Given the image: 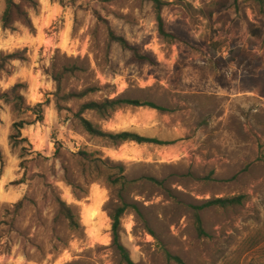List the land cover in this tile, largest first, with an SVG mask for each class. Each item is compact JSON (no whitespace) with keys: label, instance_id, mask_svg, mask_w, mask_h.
<instances>
[{"label":"rangeland","instance_id":"1","mask_svg":"<svg viewBox=\"0 0 264 264\" xmlns=\"http://www.w3.org/2000/svg\"><path fill=\"white\" fill-rule=\"evenodd\" d=\"M37 1L28 9L34 31L0 25V57H25L0 73V94L26 86L23 112L0 100V264H125L109 217L118 197L105 179L87 185L73 156L81 151L111 159L133 181L123 193L135 208L122 219L121 242L135 264H264L262 8L243 0H162L175 37L169 40L159 33L152 1ZM4 9L0 0V15ZM109 30L150 60H135ZM59 73H66L60 96L100 90L61 101L59 111L53 79ZM117 97L167 110L85 117L104 131L174 143L111 147L85 132L74 117L79 107ZM40 103H47L44 120L11 139L15 123L38 117L26 108ZM240 195L242 205L204 209L208 237L199 236L193 206ZM56 198L79 214V232L59 214Z\"/></svg>","mask_w":264,"mask_h":264},{"label":"trees","instance_id":"2","mask_svg":"<svg viewBox=\"0 0 264 264\" xmlns=\"http://www.w3.org/2000/svg\"><path fill=\"white\" fill-rule=\"evenodd\" d=\"M152 1L157 10H158V28L159 33L164 39L173 40L175 37L173 34L167 31L164 19L162 17V0H146ZM245 2H253L259 5L264 11V0H243ZM5 9L0 15V25L4 31H15L17 25H22L28 28L31 31H34L33 22L30 18L28 9L37 8V0H4ZM238 0H236V3ZM109 38L112 42L117 43L124 51H128L132 54L133 58L138 62L149 61V57L142 55L139 50L131 45L125 38L118 36L114 31L109 30ZM14 60H25L24 55L21 52H16L12 54H7L0 57V73L5 72L7 66L11 61ZM66 74V73H65ZM64 73H59L53 77L56 86H57V108L59 111L64 110L61 106V101H81L88 97L89 95L98 92L100 89L96 87H90L81 92L68 93L60 96L62 92V82L64 80ZM26 86L23 84H18L14 86L11 90V94H0V100L5 99L7 103H14L15 109L23 112L24 109V97L22 95L23 90ZM47 103L37 104L33 110L30 107H27L26 110L33 111L38 115L37 119L33 122L28 123L26 121H21L15 123L13 129L15 135L11 139H17L21 137V131L27 125H34L38 122L44 120V106ZM125 108H149L157 111H166L167 109L161 106H158L151 102L133 100V99H124V98H106L102 101H88L84 102L80 107L78 112L74 114V117L79 122L80 126L87 132L90 136L99 138L107 143L111 147H120L121 145L134 142L137 144H155L158 146L171 145L174 142L161 141L159 139H151L140 136L133 132H109L104 131L100 126L93 124L90 120L85 117L87 112L95 113L101 120L107 121L111 119L112 115L116 112L125 109ZM1 112V105H0ZM27 142V139H23ZM76 158V161L81 168L82 175L87 181L88 184H93L97 180L105 179L108 186L115 190L118 197V204L111 208L109 212V217L112 221V238H113V247L121 256L122 262L125 264H135L130 257V254L126 247L121 242V230H122V219L126 214L129 208H135V205L129 204L124 199V191L126 188L133 182L126 178L124 175V167L121 165H116L111 159L104 158L103 156L97 155V153H88L81 151L73 155ZM0 164H1V175L5 170V161L3 153L0 149ZM150 181L159 184V182L153 178H148ZM245 200V196H235L232 198H218L205 202L202 205L193 206L194 218L196 229L201 237H208L207 232L203 226V220L201 217V212L209 207H220V208H229L232 206L242 205ZM56 205L58 207L59 214L67 221L68 226L72 232H79L82 229L81 220L79 214L75 212L74 208L69 206L67 203L62 201L60 198H56ZM24 206V202L20 201L17 204V209L20 210ZM169 259L175 260L178 263H182L181 259L178 257H173L168 255Z\"/></svg>","mask_w":264,"mask_h":264}]
</instances>
